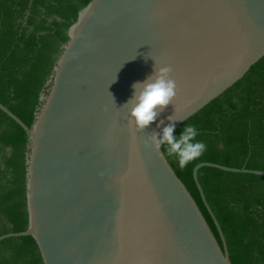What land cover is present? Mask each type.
<instances>
[{"label":"water","instance_id":"obj_1","mask_svg":"<svg viewBox=\"0 0 264 264\" xmlns=\"http://www.w3.org/2000/svg\"><path fill=\"white\" fill-rule=\"evenodd\" d=\"M68 36L32 127L0 102L29 137V225L0 242L32 236L44 264H232L199 170L264 171L194 168L222 247L150 137L178 129L264 57V0H92ZM155 65L171 67L177 94L137 130L124 105Z\"/></svg>","mask_w":264,"mask_h":264},{"label":"trees","instance_id":"obj_2","mask_svg":"<svg viewBox=\"0 0 264 264\" xmlns=\"http://www.w3.org/2000/svg\"><path fill=\"white\" fill-rule=\"evenodd\" d=\"M92 0H0V102L32 127L69 28ZM197 128L203 155L184 169L167 157L207 219L217 226L197 184L201 163L264 171V57L221 96L186 120ZM27 132L0 110V237L27 230ZM163 146V152L165 151ZM204 194L224 233L232 264H264V175L202 167ZM0 264H44L32 236L0 242Z\"/></svg>","mask_w":264,"mask_h":264},{"label":"clouds","instance_id":"obj_3","mask_svg":"<svg viewBox=\"0 0 264 264\" xmlns=\"http://www.w3.org/2000/svg\"><path fill=\"white\" fill-rule=\"evenodd\" d=\"M171 72L172 69L168 65H155L152 75L132 85L133 94L124 105L129 110L130 126L134 125L137 130L147 128L155 121L159 112L173 101L177 94V85L170 77ZM168 119L174 121L175 118L169 116ZM174 131L175 123H169L163 127L162 135L154 132L150 140L162 158L165 155L172 157L178 162V166L184 169L190 162L203 155L206 144L196 140L197 128L194 124L186 125L178 137L173 134ZM162 146H165L164 152L160 151Z\"/></svg>","mask_w":264,"mask_h":264}]
</instances>
